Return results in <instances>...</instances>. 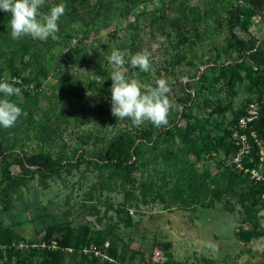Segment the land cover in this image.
Instances as JSON below:
<instances>
[{
    "label": "rangeland",
    "instance_id": "rangeland-1",
    "mask_svg": "<svg viewBox=\"0 0 264 264\" xmlns=\"http://www.w3.org/2000/svg\"><path fill=\"white\" fill-rule=\"evenodd\" d=\"M58 3L47 40L12 39L0 9V77L20 81L26 113L0 127V264H264V170L259 184L236 165L230 134L264 95V0L42 10ZM154 43L150 72L125 67L169 79L174 108L136 127L112 115L107 57Z\"/></svg>",
    "mask_w": 264,
    "mask_h": 264
},
{
    "label": "clouds",
    "instance_id": "clouds-1",
    "mask_svg": "<svg viewBox=\"0 0 264 264\" xmlns=\"http://www.w3.org/2000/svg\"><path fill=\"white\" fill-rule=\"evenodd\" d=\"M45 3L46 0H0V9L10 13L12 39H55V34L59 31L58 21L66 8L63 3H58L48 11H43ZM158 46L154 43L151 48L145 47L130 58L127 49L113 48L107 57L111 68L112 115L119 120L128 119L136 127L145 123H151L157 128L166 127L174 108L169 79L158 78L149 83L135 74L129 75L128 68L125 67L130 63L133 69L150 72L153 53ZM18 84L20 81L8 72L0 77V127H13L22 115H26L17 102L22 99V89ZM14 97L17 99H13Z\"/></svg>",
    "mask_w": 264,
    "mask_h": 264
},
{
    "label": "built area",
    "instance_id": "built-area-1",
    "mask_svg": "<svg viewBox=\"0 0 264 264\" xmlns=\"http://www.w3.org/2000/svg\"><path fill=\"white\" fill-rule=\"evenodd\" d=\"M263 105V106H262ZM264 107V95L260 101L252 100L247 102L244 112L231 126L230 134L234 145L233 159L236 165L245 170L251 178L262 180L264 170V137L254 128V123L260 117ZM249 158V164L243 166L244 161ZM73 251L72 248H68ZM99 255H105L97 251ZM162 258L159 251L155 252L153 259L159 261Z\"/></svg>",
    "mask_w": 264,
    "mask_h": 264
},
{
    "label": "trees",
    "instance_id": "trees-1",
    "mask_svg": "<svg viewBox=\"0 0 264 264\" xmlns=\"http://www.w3.org/2000/svg\"><path fill=\"white\" fill-rule=\"evenodd\" d=\"M239 117V116H238ZM238 117L236 118V120L238 119ZM264 119V111H261L260 117L258 118V120L254 123V128L264 137L263 132L261 131V121ZM235 120V121H236ZM119 150V149H118ZM123 157V152L119 151L117 154V158H122ZM256 183H261L260 181H255Z\"/></svg>",
    "mask_w": 264,
    "mask_h": 264
},
{
    "label": "water",
    "instance_id": "water-1",
    "mask_svg": "<svg viewBox=\"0 0 264 264\" xmlns=\"http://www.w3.org/2000/svg\"><path fill=\"white\" fill-rule=\"evenodd\" d=\"M92 218L95 219L96 221H100L99 217L92 216Z\"/></svg>",
    "mask_w": 264,
    "mask_h": 264
}]
</instances>
